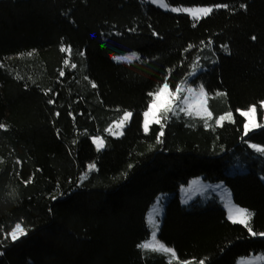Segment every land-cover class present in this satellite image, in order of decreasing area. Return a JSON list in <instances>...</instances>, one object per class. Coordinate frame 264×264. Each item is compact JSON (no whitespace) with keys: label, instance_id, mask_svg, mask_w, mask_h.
<instances>
[{"label":"trees","instance_id":"1","mask_svg":"<svg viewBox=\"0 0 264 264\" xmlns=\"http://www.w3.org/2000/svg\"><path fill=\"white\" fill-rule=\"evenodd\" d=\"M166 1L214 11L197 19L144 0H0V264L264 255V153L250 146L264 147V128L245 135L239 112L216 124L232 113L229 92L239 109L264 99V0ZM199 69L222 86L207 95L211 117L174 107L145 133L150 93L184 87ZM125 112L123 134L111 135ZM196 177L224 182L248 226L232 223L217 194L183 204L179 189ZM162 193L171 196L158 237L175 256L138 247ZM17 223L26 235L14 241Z\"/></svg>","mask_w":264,"mask_h":264},{"label":"rangeland","instance_id":"2","mask_svg":"<svg viewBox=\"0 0 264 264\" xmlns=\"http://www.w3.org/2000/svg\"><path fill=\"white\" fill-rule=\"evenodd\" d=\"M144 1L152 3V4L162 8L163 10H166V11H173V9H175V11H173V12L187 13L193 18H196L197 16L199 18L203 17V15L198 12V9L203 8V7H212V6H208V5H205V6H173V5H170L166 0H163V4H166L167 6H162L161 0H144ZM193 14H195V15H193ZM201 85L204 87L207 95L212 94L218 90H222V86L216 77L210 75L209 73H206L202 69H199L191 77L189 82L184 87H180L181 89H184V91H181L179 93L181 100H184V97H189V98L195 97L198 94V89H199V86H201ZM188 88L196 89L197 91L196 92H188L187 91ZM169 90L171 92L176 91V89L173 90L170 86H169ZM229 98H230V102H231V106H232V114H233V112H239L240 113L241 111H246L250 108L249 107L247 109H239L235 105L234 95L232 92H229ZM166 101H167V97H163L161 102H166ZM262 102H264V99L258 101L255 104V106L257 108L256 119H257L258 123L264 124V108L261 107ZM177 104H180V106L184 107L185 110H187V111H196V112H200L203 114L208 113V109H207V112H205L203 110V107L196 105L195 102L192 100H185L183 104L180 103V100H177L173 104V107H176ZM189 104H191L192 106L188 107ZM204 106H206V100H204ZM148 111H149V108L143 113V123H142L143 129H144V123H145V119H146L144 114ZM259 111H261L260 115H259ZM223 115H227V114H223ZM130 118L123 124L122 127H119V128L117 127V125L119 124V122L122 119L119 121H116L113 124V126L109 129V132L111 133V135H113V136L122 135L120 133L121 132L123 133V130L126 127L127 122H129ZM149 119H151V117H149ZM226 120H228V119H226ZM151 124H153V123H151ZM96 140H101V139L98 136L93 137L94 143H96L95 142ZM252 145L262 147L261 145H257V144H254L251 142L250 146L252 147ZM262 179L264 180V176H262ZM208 192H211L213 194H217L221 198V200L223 201L224 207L228 213V216H230V214H234L237 210H245L246 212H248L245 208L237 205L233 201L232 193H231L230 189L228 188V186L224 182L211 183V182H207V181L203 180L201 177H196V178L191 179L188 184H184L180 187L179 196H180V200L183 204H189L198 196H203ZM170 196L171 195L168 193L160 194V196L157 197L156 201L149 207L147 215H146V220H147V224L150 228V237L145 243L150 244V245H154L156 247H159V245L162 244V242L159 240L158 233L160 230L161 218H162L163 213H164V203L168 200V198ZM153 221L158 225V228H153ZM261 237L264 238V236H261ZM238 264H264V255L251 253L248 256L241 257Z\"/></svg>","mask_w":264,"mask_h":264},{"label":"snow or ice","instance_id":"3","mask_svg":"<svg viewBox=\"0 0 264 264\" xmlns=\"http://www.w3.org/2000/svg\"><path fill=\"white\" fill-rule=\"evenodd\" d=\"M162 2V6H167L166 4H163V0H161ZM217 9L221 8V7H227V5H216L215 6ZM241 7H243V5H241ZM173 11H175V9H173ZM214 8L213 7H203L198 9V12L200 14H202L203 16H208L209 14L213 13ZM195 15V14H193ZM197 19H199V17H196ZM252 39H255V37H253ZM61 51H65V49H61ZM29 55H31V53H29ZM67 63V61L65 62ZM72 67H75V65H72ZM60 75L63 76L64 72L61 71ZM92 87H96V85L93 83ZM181 91H184V89H181L179 87L176 88L175 92H171L169 90V84L167 82H165L163 84V86L161 88L158 89L157 92L155 93H150V95L153 96V101L152 103L149 105V111L146 112L145 115V123H144V131L145 133H147L149 131V125L151 123L154 124H161V117L159 116V113L163 112L164 114V118H167L168 113H175L176 108H179L180 111H185L184 107H181L180 104L176 105V108L173 107V104L175 103V101L180 100V103L183 104L185 100H192L195 102L196 105L203 107V110L205 112H207V108L206 106H204V100H206L207 98V94L205 92L204 87L201 85L199 86L198 89V94L195 97L189 98V97H184V100H181L179 93ZM188 92H196V89H192V88H188L187 89ZM163 97H167V101L166 102H161ZM49 103H55L54 100H50ZM192 105L189 104L188 107H191ZM261 107L264 108V102L261 103ZM190 114V113H189ZM209 117H211V113L208 112L207 113ZM240 114L242 116H244L246 118V122L244 123V129H245V135L248 134V132L252 131L253 129L256 128H262L264 127V124L262 123H258L257 122V108L255 105L251 106L248 110L246 111H241ZM132 113L130 112H125L124 113V117L123 119L119 122V124L117 125V127H122L123 124L131 117ZM149 117H151V119H149ZM232 118V113L229 112L227 115H222L219 117V119L216 121L217 125H222V122H224L226 119L230 120ZM207 126V124H206ZM4 125L0 124V128H3ZM120 134H123L122 132ZM164 135V132L162 130V126H161V130L159 131V134L157 135V140L159 141L160 137H162ZM98 145V150L99 148H102L103 145V140H96L95 141ZM252 147L261 153H264V147H258L256 145H252ZM89 170L94 169L95 165L91 164L88 166ZM30 181H25V183H28ZM251 214L246 212L245 210H237L234 214H230L229 219H231L232 223H239V224H243L245 226H248V220L250 219ZM153 228H158V225L153 221ZM249 232L253 235L256 236L257 233L254 232L251 227L249 226L248 228ZM11 235V239L12 240H17L19 237L26 235V230L21 226L20 223H17L15 225L14 230L10 233ZM259 235L264 236V233H259ZM138 247H141L142 249H151L152 251H159V250H163L164 253H170L172 256H175V252L173 251V249L171 248H166L164 247V245H159V247H156L154 245H150V244H142V245H138Z\"/></svg>","mask_w":264,"mask_h":264}]
</instances>
